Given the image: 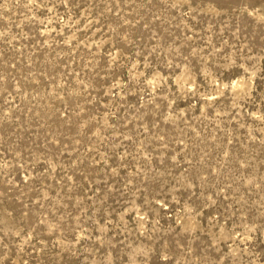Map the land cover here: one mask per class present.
Returning a JSON list of instances; mask_svg holds the SVG:
<instances>
[{"label":"rangeland","instance_id":"374dc122","mask_svg":"<svg viewBox=\"0 0 264 264\" xmlns=\"http://www.w3.org/2000/svg\"><path fill=\"white\" fill-rule=\"evenodd\" d=\"M0 264H264V0H0Z\"/></svg>","mask_w":264,"mask_h":264}]
</instances>
